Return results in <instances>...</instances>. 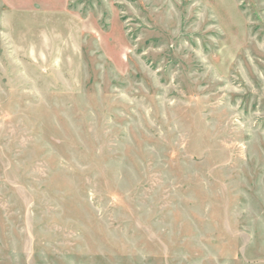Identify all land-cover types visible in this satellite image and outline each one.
Listing matches in <instances>:
<instances>
[{"label":"rangeland","instance_id":"374dc122","mask_svg":"<svg viewBox=\"0 0 264 264\" xmlns=\"http://www.w3.org/2000/svg\"><path fill=\"white\" fill-rule=\"evenodd\" d=\"M0 264H264V0H0Z\"/></svg>","mask_w":264,"mask_h":264}]
</instances>
